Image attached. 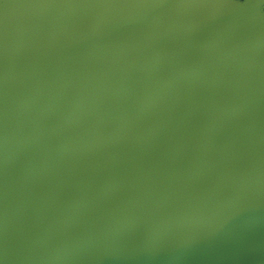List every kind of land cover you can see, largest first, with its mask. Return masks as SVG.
<instances>
[{
    "label": "water",
    "instance_id": "obj_1",
    "mask_svg": "<svg viewBox=\"0 0 264 264\" xmlns=\"http://www.w3.org/2000/svg\"><path fill=\"white\" fill-rule=\"evenodd\" d=\"M26 1L0 12L4 264H264V17ZM167 85L157 139L95 148Z\"/></svg>",
    "mask_w": 264,
    "mask_h": 264
},
{
    "label": "rangeland",
    "instance_id": "obj_2",
    "mask_svg": "<svg viewBox=\"0 0 264 264\" xmlns=\"http://www.w3.org/2000/svg\"><path fill=\"white\" fill-rule=\"evenodd\" d=\"M29 3L30 1L26 0H2V2H0V12L5 11L6 4H10L15 12L30 13ZM217 3H227L228 7L229 5H240L235 3L234 0H184L182 3L177 4L169 3V1L166 0L161 3L159 7L162 10L170 12L172 16H178L181 21H184L185 18L190 19V17L202 14L203 12L211 9L213 5ZM246 4L253 7L255 15L264 17V6L260 5L259 0H249V3ZM47 19V16H40L36 19L31 18V22L37 29L42 30L47 24ZM178 89V86H175V89H173L171 86L168 87L167 85V89L165 88L157 99L155 108L151 109L149 113H144L143 115L137 117L135 119L134 126L131 129H125L124 127L115 128L114 130L101 136L98 139L99 141L96 143L95 148L102 149L105 147H120L123 145L140 146L144 142L157 139L159 134L152 131L151 126L168 110L175 107L173 95ZM74 151L75 157L79 153V150L74 149Z\"/></svg>",
    "mask_w": 264,
    "mask_h": 264
},
{
    "label": "snow or ice",
    "instance_id": "obj_3",
    "mask_svg": "<svg viewBox=\"0 0 264 264\" xmlns=\"http://www.w3.org/2000/svg\"><path fill=\"white\" fill-rule=\"evenodd\" d=\"M0 2H2V0H0ZM234 2L240 5H244L246 3H249V0H234ZM259 3L261 6H264V0H259ZM0 264H4L3 259H0Z\"/></svg>",
    "mask_w": 264,
    "mask_h": 264
},
{
    "label": "crops",
    "instance_id": "obj_4",
    "mask_svg": "<svg viewBox=\"0 0 264 264\" xmlns=\"http://www.w3.org/2000/svg\"><path fill=\"white\" fill-rule=\"evenodd\" d=\"M198 1H200V0H198ZM198 3H200V2H198ZM225 5H226V6H228V4H227V3H225ZM229 6H230V5H229Z\"/></svg>",
    "mask_w": 264,
    "mask_h": 264
}]
</instances>
